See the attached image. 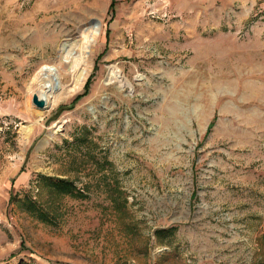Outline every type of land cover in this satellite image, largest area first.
<instances>
[{
  "label": "rangeland",
  "instance_id": "374dc122",
  "mask_svg": "<svg viewBox=\"0 0 264 264\" xmlns=\"http://www.w3.org/2000/svg\"><path fill=\"white\" fill-rule=\"evenodd\" d=\"M109 3L0 0V264H264V0Z\"/></svg>",
  "mask_w": 264,
  "mask_h": 264
},
{
  "label": "trees",
  "instance_id": "16d2710c",
  "mask_svg": "<svg viewBox=\"0 0 264 264\" xmlns=\"http://www.w3.org/2000/svg\"><path fill=\"white\" fill-rule=\"evenodd\" d=\"M115 0H110V3L108 5V11L111 12L112 10V7H113V2ZM85 88H86V84L84 86V91L81 93L84 94L85 93ZM48 186L54 190H56L57 192H62V193H65V192H68L71 190V184L70 182L64 180V179H55V180H52V179H48ZM158 231H156L157 233ZM18 264H26V263H23V262H20Z\"/></svg>",
  "mask_w": 264,
  "mask_h": 264
},
{
  "label": "water",
  "instance_id": "95a60500",
  "mask_svg": "<svg viewBox=\"0 0 264 264\" xmlns=\"http://www.w3.org/2000/svg\"><path fill=\"white\" fill-rule=\"evenodd\" d=\"M31 102L34 106H36L37 108H43L44 105V100L42 98L37 97V95L32 94L31 96Z\"/></svg>",
  "mask_w": 264,
  "mask_h": 264
},
{
  "label": "bare ground",
  "instance_id": "6f19581e",
  "mask_svg": "<svg viewBox=\"0 0 264 264\" xmlns=\"http://www.w3.org/2000/svg\"><path fill=\"white\" fill-rule=\"evenodd\" d=\"M37 97L42 98V99L44 100V103H45L46 100H47L46 97H45L44 95H40V96L37 95Z\"/></svg>",
  "mask_w": 264,
  "mask_h": 264
}]
</instances>
